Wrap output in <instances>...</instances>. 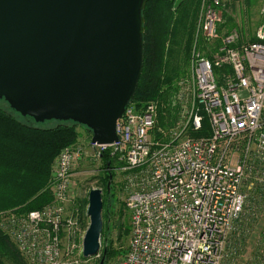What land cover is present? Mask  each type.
<instances>
[{"label": "built area", "instance_id": "1", "mask_svg": "<svg viewBox=\"0 0 264 264\" xmlns=\"http://www.w3.org/2000/svg\"><path fill=\"white\" fill-rule=\"evenodd\" d=\"M222 3L211 0L203 16L204 39L217 46L211 57L196 55V106L187 126L178 122V138L153 140L158 105L131 102L118 121L117 142L100 145L91 137L87 146L77 143L60 153L51 205L2 218V231L31 264H86L93 258L62 248L64 227L75 226L64 217L75 165L88 154L101 161L108 151L125 163L122 171L133 172L127 178L129 245L113 264H237V251L227 250L246 210L244 185L264 195V5L255 41L238 46L237 34L221 41ZM225 67L231 73L224 71L220 83L217 71ZM205 121L208 134L198 137Z\"/></svg>", "mask_w": 264, "mask_h": 264}, {"label": "water", "instance_id": "2", "mask_svg": "<svg viewBox=\"0 0 264 264\" xmlns=\"http://www.w3.org/2000/svg\"><path fill=\"white\" fill-rule=\"evenodd\" d=\"M146 5L147 0H0V100L37 124L72 121L92 132L93 143L117 142L118 121L144 66ZM102 195L100 189L89 193L85 260L100 251Z\"/></svg>", "mask_w": 264, "mask_h": 264}, {"label": "rangeland", "instance_id": "3", "mask_svg": "<svg viewBox=\"0 0 264 264\" xmlns=\"http://www.w3.org/2000/svg\"><path fill=\"white\" fill-rule=\"evenodd\" d=\"M210 3L211 0H185L183 4L178 5V7L181 5L180 10L175 14L165 44V52H167L165 73L169 75L168 84L162 88V95L158 101H154L158 105L159 114L156 129L151 135L153 140L160 138L168 141L175 140L180 134V130H177L178 122L181 120L180 124L183 127L189 123L193 109L196 106V88L193 72L196 55L201 53L211 57L214 55L217 46L208 45L202 33L203 16ZM263 5L264 0H223L222 6L219 8L223 20L219 29L221 41L229 34H237L236 45L238 46L253 41L256 38L257 29L261 22ZM212 51H214L213 54H211ZM224 71L231 73V69L227 67L218 70L217 76L220 83L224 81ZM0 108L8 109L10 107L5 101L0 100ZM77 131L80 134L78 143L87 146L89 141L87 142L85 137L87 135L92 137V135L85 128H79ZM188 136H195V134L189 132ZM57 159L58 157L54 164H56ZM105 165L102 160H94L91 154H88L85 159L75 165V175L71 184L72 196L67 204L64 217L65 224L69 221H74L75 226L71 230L64 227L62 248L64 250L70 249L73 252V256H83V241L90 225V219L87 216L90 191L100 189L102 190V197H105L106 189L111 195L115 194L117 201L113 205L112 212L116 214V217L109 222L110 232L109 234L107 232L104 236L101 234L100 251L98 255L86 264H100L108 246L117 254L109 262H106L105 259V264H113L123 255L122 252L129 245V236L124 235L125 230L131 224L127 178L133 172L129 171V174L122 171L121 169L125 167V163L119 161L118 158L114 160L113 167H106ZM54 167L53 165L49 186L46 188L52 195V201L41 209L54 202V188L52 185ZM244 190L248 197L246 210H244L245 212H243L234 226V230L235 228L237 230L235 232L234 230L232 231L227 251L230 255L233 251H237L235 256L237 264H264L263 258L262 260L259 258L262 255L264 256V195L262 193L257 195L255 193L256 190L249 185H244ZM250 198L252 200L255 199V201L251 202ZM20 212L19 209L1 211L0 225H2V218L6 219L11 214L16 213L24 214ZM119 212L124 213L122 219L124 227L117 223ZM104 221L105 219L103 218V223ZM18 253L21 254L19 250ZM256 257L257 259H255ZM248 259L251 260L249 261ZM25 261L31 264L28 260Z\"/></svg>", "mask_w": 264, "mask_h": 264}, {"label": "trees", "instance_id": "4", "mask_svg": "<svg viewBox=\"0 0 264 264\" xmlns=\"http://www.w3.org/2000/svg\"><path fill=\"white\" fill-rule=\"evenodd\" d=\"M176 2L177 0H147L143 12L144 66L132 100V103L140 108L148 102L158 101L162 88L168 84L169 75L165 73V44L175 14L180 10L181 5L174 9ZM184 2L185 0H182L180 4ZM44 124H37L29 117H22L10 108H0V212L19 209L20 213H26L41 209L50 203L52 195L46 188L49 186L56 158L65 148L79 142L80 134L77 129L85 128L92 135L89 129L72 121H51ZM208 129V122L205 121L204 133L197 136L207 135ZM115 159L111 151L105 152L102 157L106 167H113ZM116 201L115 194L111 195L106 189V195L103 197V236L107 232L109 234V222L116 217L112 212ZM118 217V225L124 227V213L119 212ZM129 233L130 226L124 235L129 236ZM125 252L126 250L122 254ZM116 254L108 246L106 262L114 259ZM25 260L18 253L15 244L0 229V264H28Z\"/></svg>", "mask_w": 264, "mask_h": 264}, {"label": "crops", "instance_id": "5", "mask_svg": "<svg viewBox=\"0 0 264 264\" xmlns=\"http://www.w3.org/2000/svg\"><path fill=\"white\" fill-rule=\"evenodd\" d=\"M222 2H223V0H222ZM90 139H91V137L89 136V135H87L86 137H85V140L88 142V141H90ZM14 243V242H13Z\"/></svg>", "mask_w": 264, "mask_h": 264}]
</instances>
